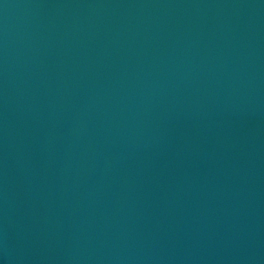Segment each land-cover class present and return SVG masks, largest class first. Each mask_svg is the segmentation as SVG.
<instances>
[{"label":"water","instance_id":"obj_1","mask_svg":"<svg viewBox=\"0 0 264 264\" xmlns=\"http://www.w3.org/2000/svg\"><path fill=\"white\" fill-rule=\"evenodd\" d=\"M0 264H264V0H0Z\"/></svg>","mask_w":264,"mask_h":264}]
</instances>
